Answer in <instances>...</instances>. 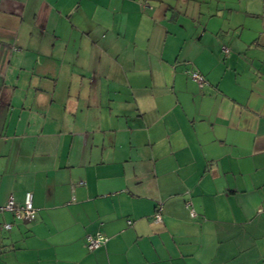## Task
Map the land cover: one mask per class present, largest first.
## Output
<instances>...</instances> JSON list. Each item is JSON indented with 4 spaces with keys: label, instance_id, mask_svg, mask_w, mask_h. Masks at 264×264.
<instances>
[{
    "label": "crops",
    "instance_id": "1",
    "mask_svg": "<svg viewBox=\"0 0 264 264\" xmlns=\"http://www.w3.org/2000/svg\"><path fill=\"white\" fill-rule=\"evenodd\" d=\"M255 1L0 0V264H264Z\"/></svg>",
    "mask_w": 264,
    "mask_h": 264
},
{
    "label": "built area",
    "instance_id": "2",
    "mask_svg": "<svg viewBox=\"0 0 264 264\" xmlns=\"http://www.w3.org/2000/svg\"><path fill=\"white\" fill-rule=\"evenodd\" d=\"M222 52L225 54V56L228 55L227 48H223ZM190 78L192 81L198 84L199 87H203L205 85V80L203 77L196 72H190ZM0 212L11 213L16 220L32 221L35 217V210L32 205L31 194H25L23 204L20 206L15 205L12 198H10L4 206L0 207ZM159 212L160 207L153 216V221L156 223L161 222V216ZM190 214L192 217L195 216V213L192 210L190 211ZM10 227V225H3V229L6 231L10 230ZM106 241L107 239L99 233L95 235H87L85 237V247L88 251H94L102 247Z\"/></svg>",
    "mask_w": 264,
    "mask_h": 264
},
{
    "label": "rangeland",
    "instance_id": "3",
    "mask_svg": "<svg viewBox=\"0 0 264 264\" xmlns=\"http://www.w3.org/2000/svg\"><path fill=\"white\" fill-rule=\"evenodd\" d=\"M206 3H209L211 5V7L214 9V4L216 2V0H203ZM223 1V3L225 4V6H227V9H232L234 11H240L241 13H243L247 7V9L249 11H253L252 6L256 5L257 2L255 0H221ZM238 3H241L240 5ZM249 7V8H248ZM221 13V14H220ZM219 15L225 14L226 16H228L227 12H220ZM253 13V12H252ZM259 16H251L249 17V19H247L246 23L244 24L245 27H248V29H252L253 30H258L259 32L264 31V17L260 16L261 14H258ZM235 20H238L237 17H234ZM243 20V19H242ZM227 26H225V28H223V32H221L220 36L221 37H228V34L234 33L237 34L240 32V28H236V29H228V24L226 23ZM246 35V34H244Z\"/></svg>",
    "mask_w": 264,
    "mask_h": 264
},
{
    "label": "trees",
    "instance_id": "4",
    "mask_svg": "<svg viewBox=\"0 0 264 264\" xmlns=\"http://www.w3.org/2000/svg\"><path fill=\"white\" fill-rule=\"evenodd\" d=\"M27 194V193H26ZM31 194V193H30ZM32 196V195H31ZM25 197V196H24Z\"/></svg>",
    "mask_w": 264,
    "mask_h": 264
}]
</instances>
